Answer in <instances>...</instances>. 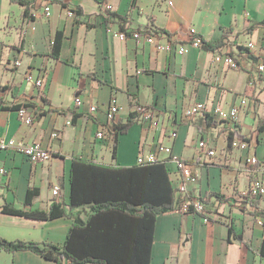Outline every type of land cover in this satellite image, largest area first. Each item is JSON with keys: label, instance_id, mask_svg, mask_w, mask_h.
I'll use <instances>...</instances> for the list:
<instances>
[{"label": "crops", "instance_id": "0c3cea01", "mask_svg": "<svg viewBox=\"0 0 264 264\" xmlns=\"http://www.w3.org/2000/svg\"><path fill=\"white\" fill-rule=\"evenodd\" d=\"M25 1L33 3L31 13L35 17L29 22L23 18V5L0 0V86L8 87L2 92L8 104L31 99L39 110L49 111L27 125L19 119L17 110L0 106V138L39 141L50 149L52 158L36 163L13 149L0 150V171H6L0 172V236L64 244L74 219L80 216L86 220L93 212L92 199L70 207L74 163L79 195L111 184L119 193L122 188L135 186L130 183V171L123 168L137 164L141 152L154 151L159 143H172L178 156L193 163L197 179L192 183V193L206 196L218 192L229 201H216L210 206L208 220L179 210L161 213L155 231L151 214L145 212L143 216L136 208L119 210L117 205H106L99 213L101 239L112 235L115 254L130 257L134 263H143L148 256L150 264H264L260 254L264 225L258 223L261 216L242 209L237 202L249 187L247 158L256 155L264 159V130L257 133L259 120L264 119V71L258 70V64L264 61V26L249 31L264 20V0ZM104 1L111 4V12L128 16L130 28L153 25L166 29L172 37L162 35L161 48L132 37H115L109 28L120 29V25L117 18L104 22ZM46 2L51 5L49 16L45 14ZM73 7H80L83 15H71L68 10ZM57 31L64 38L60 55L55 58L52 44ZM191 31L208 41L229 40V50L241 68L215 63L214 52L200 47L190 46L184 54L170 48ZM249 40L261 48L262 56L252 53L258 57L254 64L245 50L236 48ZM16 60L19 65H15ZM28 70L47 72L44 89L25 80ZM247 86L257 90L255 104L244 93ZM77 97L82 99L80 105L76 104ZM112 97L121 104L116 121L119 125L126 124L139 106H148L157 110L159 126L135 118L125 132L118 134L113 151L110 137H97V132L108 126L107 108ZM242 97L249 98L238 123L241 133L251 139L245 150L229 148L228 134L236 123L218 119L209 110L192 117L182 115L185 107L196 101L229 108ZM94 104L97 109L92 111ZM73 113L77 114L74 122ZM172 128L177 130L173 141L168 137ZM108 133L112 134L109 128ZM201 138L218 155L208 156L200 150ZM261 175L264 179V170ZM54 185L60 187L68 215L46 220L2 211L5 203L27 210H47L59 196L52 193ZM172 187L175 189L173 183ZM30 188L39 189V195L26 206ZM0 264L56 262L31 250L0 249Z\"/></svg>", "mask_w": 264, "mask_h": 264}, {"label": "trees", "instance_id": "16d2710c", "mask_svg": "<svg viewBox=\"0 0 264 264\" xmlns=\"http://www.w3.org/2000/svg\"><path fill=\"white\" fill-rule=\"evenodd\" d=\"M13 2H18L24 6L23 18L25 21L29 22L34 19L35 15L31 13V7L33 3H29L25 0H12ZM54 0H50L52 2ZM75 9L76 16H82L83 12L80 7H73ZM117 18L121 30H125V25L128 24L127 15H119L113 12L106 13L104 22L109 23ZM90 25L89 22H86ZM264 26V20L253 24L249 31L258 27ZM140 29V28H138ZM145 29L152 31L153 33L159 35H167L172 37V34L166 29L147 26ZM227 33V30L226 32ZM194 36H197L201 41V48L215 52L219 49L224 41L221 39L219 41L213 42L206 40L202 35L196 33H189L188 38L181 42H186L192 40ZM63 33L57 31L52 44V56L58 58L63 43ZM237 50L239 52H245L251 59L252 63L258 61V57L250 53L245 47L238 45ZM241 68V63L239 65ZM252 75L249 77L251 83ZM8 89L7 86H0V103L3 109L17 110L20 104H8L7 98L2 92ZM244 93L249 96L251 101L255 104L258 101L257 90L253 86H247ZM41 100L44 104H47V100L42 96ZM27 105L35 109V118L43 116L46 111H41L37 105L28 99ZM144 107V106H140ZM140 116V111L136 110L132 112L129 116L128 122L123 125L116 123H111L109 125L110 132L114 135V150L117 143V137L119 133H123L127 130L130 124ZM77 117L76 113H73L72 122L75 121ZM264 130V119H260L257 127V133H261ZM257 134V135H258ZM239 137L245 140H251L243 133H241L240 128H238V123L228 134L229 143L235 138ZM192 162V161H191ZM77 163V162H76ZM130 171V183H135V186H130L129 188H122L119 193H117V188L114 185H107L103 188H95L92 193L80 194L77 192L75 179L77 178V166L74 163L72 171V182L73 190L71 193L70 207L76 205L86 204L89 199H92V213L89 214L88 218L85 220L80 216H77L67 235V238L62 245L48 243V242H37V241H25L21 239L8 240L0 236V249L6 250L8 252H16L19 250H31L46 259H50L56 262V264H150L149 257L147 256L145 262L134 263L132 259L115 254L114 240L112 235L109 239H101L99 229L101 227L99 223V213H101V208L106 205H117L119 210L126 208H133L136 210H141L142 215L149 216L151 214L153 218V231H155V222L159 214L164 212H169L173 210H179L181 203L183 201L181 195L177 194V191L172 187V181L169 177L168 167L162 161L148 162V163H137L132 166L123 168ZM110 182V181H109ZM39 195V189L30 188L28 190L27 199L24 205H31L34 198ZM120 196V197H118ZM200 201L204 205L206 211L211 212L210 206L215 205L216 201L228 202L229 199L218 192H211L206 196L199 197ZM238 204L243 209H250L256 216H261L264 218V207L261 206L259 200L255 199L249 192L242 193L237 199ZM67 202L62 196L54 199L50 207L47 210H27L25 208L15 207L9 203H5L2 206V211L4 213L26 216L36 219H55L58 217L68 215L65 205ZM202 215V214H200ZM203 216V215H202ZM110 221V217H107ZM107 227L111 228V224H107ZM230 234L234 231L230 227ZM236 236V235H235ZM260 254L264 257V239L261 244Z\"/></svg>", "mask_w": 264, "mask_h": 264}, {"label": "built area", "instance_id": "2783aa9c", "mask_svg": "<svg viewBox=\"0 0 264 264\" xmlns=\"http://www.w3.org/2000/svg\"><path fill=\"white\" fill-rule=\"evenodd\" d=\"M103 7L106 13L111 12L112 6L107 1H104ZM45 14H51V5L49 2H46L45 6ZM75 9L70 8L68 12L75 16ZM109 31L121 40H126L129 37H132L136 40L144 41L150 44H154L157 48H161L159 44L160 37L162 35L153 33L152 31L140 28V29H132L129 24L125 25V30L121 29H111ZM190 33L196 34L191 31ZM188 38V37H187ZM245 47L250 53L260 57L262 56L261 48L258 46L256 41L249 40L245 44H238ZM190 46L200 47L201 41L197 36H194L192 40L186 42H175L172 43L170 48L174 49L176 52L180 54H184L188 51ZM213 60L215 63H223L229 68L238 69L240 65V61L230 52L229 50V40H224V44L214 52ZM20 61L16 60L15 65H19ZM258 70L264 71V61L258 64ZM47 72L36 74L33 70H28L25 73V80L29 83L34 84L38 89H44L47 81ZM76 104L80 105L82 103V99L77 97ZM249 103L248 97H242L237 105H233L229 108L224 107L221 104H215L213 106H209L207 102L196 101L193 104L188 105L183 110V117H192L197 114L203 113L207 110L210 111L216 118L221 120H228L234 123H239L240 121V112L246 107ZM15 104H20V107L17 109V113L19 119L27 125H31L34 122V109L27 105V102H18ZM0 106L2 104L0 103ZM97 106L94 104L91 106V110L95 111ZM121 110V104L117 100L116 97H112L108 108H107V120L108 126L111 123H116L118 113ZM140 111L139 118L142 123L148 124L152 127H157L160 124L159 114L157 110H154L151 107L144 106L138 108ZM71 124V120L67 122ZM108 126L101 128L97 132V137L99 139H105L110 137L112 141H114V135L108 133ZM109 134V135H108ZM177 135V130L172 128L169 131V139L171 141ZM250 143L248 140L235 137L230 143L229 148L233 150H245L249 148ZM198 148L200 150L206 151L208 156H216L218 155V151L215 148H212L208 145L207 140L205 138H201L198 140ZM13 149L16 152L24 154L28 157L32 162H40V161H49L52 158V152L49 148L44 147L39 141H34L30 143L17 142L14 139L5 140L0 138V150H9ZM162 161L168 167V172L171 176V181L174 184V187L179 195H181L183 201L181 203V208L179 211L183 213H196L202 214L206 220L209 219V212L206 211L204 205L200 201V195H194L191 191V186L194 181L197 179V174L193 168V163L189 160L183 159L178 156L172 147V143H159L154 151L143 153L141 152L138 155L137 163H148ZM248 165V174L250 175L249 187L246 192H249L255 199L262 201L264 203V179L261 175L264 170V159L261 160L256 155H251L247 158ZM4 174L6 171L4 168L0 171ZM53 195H60V187L59 185H54L52 188ZM258 223L264 225V218L260 217L258 219Z\"/></svg>", "mask_w": 264, "mask_h": 264}]
</instances>
